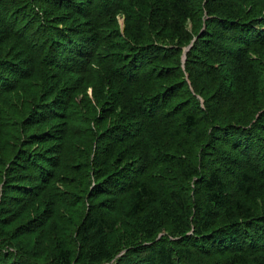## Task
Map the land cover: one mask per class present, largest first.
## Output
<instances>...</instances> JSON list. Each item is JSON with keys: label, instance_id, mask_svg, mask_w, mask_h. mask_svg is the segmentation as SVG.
Here are the masks:
<instances>
[{"label": "trees", "instance_id": "obj_1", "mask_svg": "<svg viewBox=\"0 0 264 264\" xmlns=\"http://www.w3.org/2000/svg\"><path fill=\"white\" fill-rule=\"evenodd\" d=\"M20 208L60 250L0 228V264H264V0H0V225Z\"/></svg>", "mask_w": 264, "mask_h": 264}, {"label": "rangeland", "instance_id": "obj_2", "mask_svg": "<svg viewBox=\"0 0 264 264\" xmlns=\"http://www.w3.org/2000/svg\"><path fill=\"white\" fill-rule=\"evenodd\" d=\"M119 23H120V25H121V27H122V29H124L125 28V20H124V17H122V16H119ZM78 91V90H77ZM82 92H85L83 89H79V91H78V93L79 94H77L80 98H82V96H83V93ZM88 97L90 96L92 99H94V97H95V94H94V92H93V88L92 87H90L89 88V90H88ZM214 150H216V149H214ZM228 151L229 150H226L225 151V153H223L222 155H224V157L228 154ZM215 151H213L212 150V157L216 160V158L220 161V163H221V158H222V155L220 154V153H215ZM54 154L55 155H57L55 152H54ZM66 156H68V152L65 154ZM225 159V158H224ZM223 160V159H222ZM227 160H224V162H226ZM228 162V161H227ZM233 169V171L235 170V168L233 167L232 168ZM15 170H20V168L19 167H17ZM63 171V169L59 172V173H61ZM16 175H14V177H15ZM174 184V182L173 181H171V183H168L167 184V186H168V188L167 187H165L167 190H170V188H173V185ZM26 185H28V184H26ZM50 187H53V184H51L50 185ZM48 193V192H47ZM190 194L192 195V199L194 200V201H192L191 200V212H193L194 211V209H195V205L197 204V203H200V196L198 197V195H197V193H196V195L194 194V192H193V190H190ZM103 199V197H101V196H99L97 199H95V200H91L90 198H86V201H85V203H83L84 202V200H83V198H79L78 199V203L77 204H80V212H82L83 211V213H80L79 215H78V217H84V211L86 210V207H85V205H88L89 203H93L96 207L99 205V203H101V200ZM82 200V201H81ZM110 200V201H109ZM109 201V202H108ZM121 201V202H120ZM203 201V200H202ZM106 202H108L107 204H106V206H109L110 207V205H111V207H113L112 209H110V210H108L113 216H115V217H117L118 219V225H120V230L116 233V234H113V236L111 237V238H113V240L112 241H114L115 239H117V237L119 238V240H121V242H123V244H127V243H129L130 242V240H132L134 237H136V235L135 234H133L132 232H128V229H126L125 228V226H124V223H127V222H125V217H124V214H125V211L128 209H126V207L128 206V204L130 203V200L127 198V197H125L124 199H122L121 200V198H118V200L116 199V201H112V197H110V198H108V200H106ZM105 202V203H106ZM88 203V204H87ZM104 203V204H105ZM104 204L102 203V205L101 206H104ZM64 205H62V204H60L59 205V207H58V210H56V211H53L52 212V214L51 215H54V216H51V215H49L48 217L47 216H45V218H46V221H45V223H47V225L49 226L50 225V223H57L58 222V220H57V217L56 216H58V212L59 211H62L63 210V207ZM16 207V206H15ZM126 209V210H125ZM19 211L16 213L17 215V218L19 219L20 218V220L18 221V222H16V223H14L13 225H9V226H7V225H0V228L3 230V233L6 231V230H12V231H14V230H16V228L17 227H20L19 228V233H18V236H17V238H16V240L17 241H19V242H21L24 246H23V249H27V250H29V251H32L33 252V247L31 248L30 246H32L31 245V242H39V241H41V242H43L44 243V247L47 249H45V251H44V253H42V257H41V255L40 256H38L37 255V253L36 254H34V257H39L37 260L38 261H41L42 259L41 258H43V261H45V262H47V261H49L50 260V258L57 252V251H59L60 249H58V248H60L61 246H60V243H57L56 241V239L54 238V239H50V237H53L54 236V234H52V235H50V237H46V238H42L41 237V231L43 230V229H46L44 226H45V223L43 222L42 224H40V229L39 228H37V229H35V230H37V231H23V226H22V222L24 221V223H30L29 222V220H33L34 219V217H37V215L39 214V212H41V210H34V211H31V210H25V209H22V208H20V209H18ZM16 211V210H15ZM58 211V212H57ZM130 220V222L131 223H135V221L137 220V219H135V218H132V219H129ZM2 226H4V228H7V229H4ZM64 227H65V224L63 225ZM25 227V226H24ZM27 227V226H26ZM27 230V229H26ZM49 230V229H48ZM47 230V231H48ZM52 230H58L57 229V227H53L52 228ZM50 231V230H49ZM166 231H168V230H165L164 232H159L157 235H159L160 237H162L163 235L164 236H166L165 234H167L166 233ZM44 232V231H43ZM51 233V232H50ZM190 233H193V230H191L190 231ZM60 234V235H59ZM58 234V236H55L57 239H59V240H61V236L63 235V233L62 232H60ZM163 236V237H164ZM67 238V237H66ZM32 241H31V240ZM71 239V238H70ZM52 240V242L50 243V241ZM69 240V239H68ZM67 240V241H68ZM31 241V242H30ZM65 242H67L66 240H64ZM48 242V243H47ZM119 242V241H118ZM61 244H63V246H66V244H64V243H62L61 242ZM118 247L119 246H121V248H122V245H117ZM116 246V247H117ZM214 245H212V247H213ZM31 248V250L29 249V248ZM74 247H76V246H74ZM77 250V249H76ZM125 252H126V250L125 249H123V251L121 252V254H125ZM117 256H119V255H117ZM117 258V257H116ZM9 261H11L10 259H8ZM206 263L205 264H209L207 261H205ZM108 264H110V263H108Z\"/></svg>", "mask_w": 264, "mask_h": 264}]
</instances>
